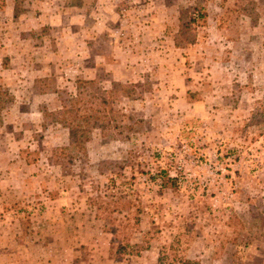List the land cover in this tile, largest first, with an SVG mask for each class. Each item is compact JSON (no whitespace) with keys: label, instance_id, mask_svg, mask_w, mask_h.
<instances>
[{"label":"rangeland","instance_id":"1","mask_svg":"<svg viewBox=\"0 0 264 264\" xmlns=\"http://www.w3.org/2000/svg\"><path fill=\"white\" fill-rule=\"evenodd\" d=\"M184 263L264 264V0H0V264Z\"/></svg>","mask_w":264,"mask_h":264},{"label":"trees","instance_id":"2","mask_svg":"<svg viewBox=\"0 0 264 264\" xmlns=\"http://www.w3.org/2000/svg\"><path fill=\"white\" fill-rule=\"evenodd\" d=\"M197 6L193 9L194 10V15L190 21H197V20H203L205 17V13L203 11V8ZM83 124H87L88 118L85 117ZM86 122V123H85ZM65 128L67 129V139L68 143L70 145V148L75 149L76 151L84 152V144L87 141L88 135L85 130L80 129L79 127H74L71 124H66ZM185 264V263H184Z\"/></svg>","mask_w":264,"mask_h":264}]
</instances>
